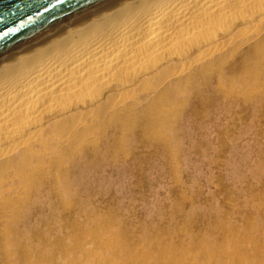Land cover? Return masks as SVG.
Listing matches in <instances>:
<instances>
[{
    "label": "bare ground",
    "instance_id": "obj_1",
    "mask_svg": "<svg viewBox=\"0 0 264 264\" xmlns=\"http://www.w3.org/2000/svg\"><path fill=\"white\" fill-rule=\"evenodd\" d=\"M230 126L245 131L211 138ZM263 131L264 0L103 13L0 66V264H264L261 197L221 220L184 186L169 207L120 186L143 167L120 164L138 144L148 175L170 162L196 185V142L234 155ZM249 172L264 186L263 166Z\"/></svg>",
    "mask_w": 264,
    "mask_h": 264
},
{
    "label": "rangeland",
    "instance_id": "obj_2",
    "mask_svg": "<svg viewBox=\"0 0 264 264\" xmlns=\"http://www.w3.org/2000/svg\"><path fill=\"white\" fill-rule=\"evenodd\" d=\"M243 131L245 129L238 128L236 130L233 127L231 132L230 126L221 131L214 130L211 138H215L216 135L224 137L226 133H236L238 137V134ZM204 135H207V133L204 132ZM196 143L200 147H205V149L207 143H209V150L206 149L207 151L204 152L201 158H196L194 155L191 156V160L194 161V166L190 170V175L191 177L197 178L196 185H193L192 179H188V174L182 169L177 171L176 176L175 169L170 162L166 163L162 168L155 169L152 174L148 175L150 164L149 156L142 144H138L132 147L130 154L121 157L120 164L126 168L127 163L130 164L136 160L137 164H142L143 167L137 171L132 170V176L128 177L127 175L126 178H123L124 181L120 185L121 188L129 189L134 195L140 198L147 199L156 197L164 206L169 207L177 194H183L184 186L187 190L186 192L189 193L186 196H191L194 200H199L201 203L196 204L197 206L209 210L216 208L222 211L221 220L230 216L232 211L241 215L239 212L244 201H248V192L252 197H261L264 201V186L260 185V177L258 176L257 179L253 178L249 172L252 166L255 167L259 164V166L264 167V140L262 142H248V146H246L244 152L234 153V155L227 150V147L231 145L229 141L219 140L217 142L205 138L204 142ZM244 143L237 141L231 146V149L234 150L236 146L241 148ZM154 158L156 157L154 156ZM260 176L264 178V175ZM188 181H191V185ZM187 186L191 187L189 188ZM111 188L114 187L111 186ZM191 188L193 189L190 191ZM141 190L145 192L144 197L138 195ZM152 191L154 192V196H149ZM247 207L246 204L243 205V208ZM235 208H238V210ZM261 208L264 210L263 205ZM247 212L245 214L251 218L250 210H247ZM196 214L195 217L200 218L201 221L204 211L202 210V213H200L199 210ZM208 221L214 222L215 219L211 216L206 217L202 230L206 227ZM242 222H238V225L241 226ZM244 226H246V223ZM200 235L202 236V232ZM217 236H219V232L214 233V237Z\"/></svg>",
    "mask_w": 264,
    "mask_h": 264
},
{
    "label": "water",
    "instance_id": "obj_3",
    "mask_svg": "<svg viewBox=\"0 0 264 264\" xmlns=\"http://www.w3.org/2000/svg\"><path fill=\"white\" fill-rule=\"evenodd\" d=\"M129 0H0V66Z\"/></svg>",
    "mask_w": 264,
    "mask_h": 264
}]
</instances>
